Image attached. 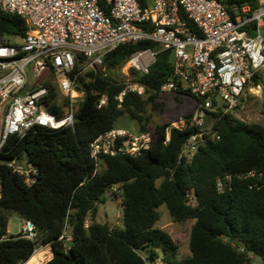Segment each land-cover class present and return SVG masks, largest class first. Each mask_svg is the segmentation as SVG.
<instances>
[{"label": "trees", "instance_id": "16d2710c", "mask_svg": "<svg viewBox=\"0 0 264 264\" xmlns=\"http://www.w3.org/2000/svg\"><path fill=\"white\" fill-rule=\"evenodd\" d=\"M250 1L230 0L241 5ZM138 2L146 10L152 5V0ZM27 33L22 17L0 11L1 40L15 41ZM148 50L154 54L148 72L130 73L132 81L145 88V97L126 92L120 102L117 96L125 88L121 70L133 54ZM172 75V50L149 40L121 45L106 55L102 67L80 77L84 98L74 128L36 126L22 138L9 139L6 154L0 156V264H26L42 246H50L53 254L44 264H248L252 256L264 262V125L209 112L220 140L202 144L192 158L182 155L183 148L198 128L177 129L171 127L173 122L156 126L150 148L136 157H91V142L117 128L123 117L140 124L139 134L148 132L147 106L158 107L161 86ZM263 85L259 75L249 84L256 89ZM104 95L107 103L99 109ZM61 109L56 101L49 107L59 118ZM14 160L36 164L38 181L27 186L6 165ZM251 172L263 179L247 178ZM227 175L232 185L219 192L217 181ZM107 193L121 201L123 229L97 222L98 206ZM162 206L176 222L194 220L190 256L180 259V246L156 227ZM14 216L33 223L34 241L8 236Z\"/></svg>", "mask_w": 264, "mask_h": 264}, {"label": "built area", "instance_id": "2783aa9c", "mask_svg": "<svg viewBox=\"0 0 264 264\" xmlns=\"http://www.w3.org/2000/svg\"><path fill=\"white\" fill-rule=\"evenodd\" d=\"M101 1L0 0V11L22 17L28 26L24 38L0 39V156L6 154L11 137L22 138L36 126L74 128L84 98L80 77L102 67L106 55L124 44L149 40L172 50L173 75L160 94L186 93L196 102L191 119L182 128L174 127L198 128L184 144L182 155L188 158L202 144L220 140L207 125L209 112L233 114L247 91L262 90L249 84L256 75L264 78V0L242 5L230 0H152L147 10L138 0H104L105 8ZM147 55L154 58L150 50L133 54L124 69L147 73ZM126 92L143 97L145 88L125 84L117 96L120 102ZM107 100L100 96L97 107ZM53 101L62 106L60 118L49 111ZM151 142L148 133L115 128L91 142L90 154L96 161L120 153L136 157ZM6 165L27 186L38 181L36 164L14 160ZM246 177L263 179L254 172ZM232 182L230 175L219 178L218 191L224 192ZM113 191L120 193L118 188ZM187 197L194 204L192 195ZM18 235L34 241L35 226L21 219Z\"/></svg>", "mask_w": 264, "mask_h": 264}, {"label": "rangeland", "instance_id": "374dc122", "mask_svg": "<svg viewBox=\"0 0 264 264\" xmlns=\"http://www.w3.org/2000/svg\"><path fill=\"white\" fill-rule=\"evenodd\" d=\"M144 59L146 64L152 63L154 60L150 55L145 56ZM130 73V69L124 68L120 72L121 79L125 84L133 82ZM143 97H145V95ZM263 102L264 85L262 90L247 91L242 97L239 109L234 111L233 115L249 124L264 125ZM157 106L158 107H152L151 105L147 106L146 114L144 115L150 119V123L147 127L148 132L145 133L150 134L151 137L155 127L160 124L173 122L171 126L182 128L183 124L191 119L196 108V102L191 97L184 95L173 93L160 94L157 99ZM214 121L215 120L210 117L207 120L208 127L213 126ZM117 128L127 129L135 134H139L140 124L126 116L119 120ZM98 169H103L101 164H99ZM105 198V203L98 206L97 222L103 224L107 223L114 229H123V210L120 199L109 193L105 195ZM158 212L160 214V220L156 227L166 230L177 242L180 246V259L190 256L189 241L194 220L176 222L170 216L166 206L160 207ZM89 222L90 221H88L87 224H89ZM20 223L21 219L18 216L11 218L8 227V236H17L19 234ZM156 264L162 263L157 262ZM248 264H264V262L261 259L252 256L251 261Z\"/></svg>", "mask_w": 264, "mask_h": 264}, {"label": "crops", "instance_id": "0c3cea01", "mask_svg": "<svg viewBox=\"0 0 264 264\" xmlns=\"http://www.w3.org/2000/svg\"><path fill=\"white\" fill-rule=\"evenodd\" d=\"M36 255H37V257H38L39 260L45 258V261L44 262L39 261L40 264H44V263H46L47 261H50L53 258L52 249H51L50 246H42L41 248H39L35 252V254L33 256H36Z\"/></svg>", "mask_w": 264, "mask_h": 264}, {"label": "bare ground", "instance_id": "6f19581e", "mask_svg": "<svg viewBox=\"0 0 264 264\" xmlns=\"http://www.w3.org/2000/svg\"><path fill=\"white\" fill-rule=\"evenodd\" d=\"M41 255H42V254H41ZM41 255H40V256H41ZM39 261L44 262V261H45V258L39 260L38 257H37V255H36V256H33V257L28 261L27 264H40Z\"/></svg>", "mask_w": 264, "mask_h": 264}, {"label": "water", "instance_id": "95a60500", "mask_svg": "<svg viewBox=\"0 0 264 264\" xmlns=\"http://www.w3.org/2000/svg\"><path fill=\"white\" fill-rule=\"evenodd\" d=\"M252 2H254V0H252Z\"/></svg>", "mask_w": 264, "mask_h": 264}]
</instances>
